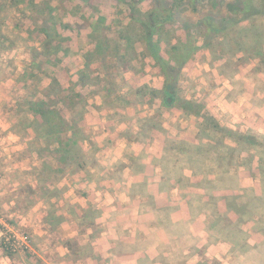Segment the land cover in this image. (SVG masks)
Wrapping results in <instances>:
<instances>
[{
  "label": "trees",
  "instance_id": "16d2710c",
  "mask_svg": "<svg viewBox=\"0 0 264 264\" xmlns=\"http://www.w3.org/2000/svg\"><path fill=\"white\" fill-rule=\"evenodd\" d=\"M71 1L0 0V51L7 49V42L12 45L9 36L13 31L21 32L25 22L30 23L41 38L39 44L43 45L42 51H30L29 64L16 75L15 83L22 86L11 89L13 121L9 129L21 141L28 137V130L34 135L28 149L37 150L39 187L54 186L72 172L83 173L88 182H120V178L108 172L117 169L116 165H108L104 172L105 166L101 167V161L91 155L110 150L115 137L126 142H143L145 129L141 125L138 130L131 126L113 138L105 137L99 145L92 141L84 132L87 97L76 91V87L93 90L101 99V108L114 111L120 120L130 118L120 115L119 110L150 106L154 99L159 100L162 107L179 111L180 119L191 118L197 129L195 142H189L171 137L159 125L152 126L164 138L160 158L156 155L154 161L161 173L158 184L135 169L134 155L125 156L133 183L140 182V189H130V197L144 199L138 202V208L151 212L154 218L150 227L162 230L166 236V243L160 249L168 252L173 262V257L178 262L198 257L197 264H221L199 256L204 251L197 248L193 228H199L196 220L202 215L201 230L206 233L208 244H228V258L234 260L231 264L239 263L240 259V264L249 259L264 264V135L222 125L202 101L186 99L180 85L185 78V65L200 51L208 54L211 64L217 61L225 64L224 75L233 87L240 82L228 75L233 66L251 65L256 75L264 74V0H129L127 11L117 20L120 28L103 27L105 18L101 15L89 24L92 48L84 55L77 80L74 82L68 76L64 86L52 79L43 87L40 85L42 64L51 62V58L56 60L62 44L67 42L57 32L61 20L83 9L88 16L81 20L86 22L95 10L86 0H81L84 2L81 6L72 7L74 11L71 7L67 10ZM142 3L145 11L139 7ZM187 9L197 15L194 21L181 16ZM5 20L10 25H5ZM63 24L66 28V23ZM240 24L241 28L236 30ZM134 43L142 44L143 57L152 59L163 79L161 89L147 85L137 88L125 78L128 72L137 74L128 50ZM3 73L0 69V80ZM13 76L12 72L8 74V78ZM131 91H134L133 100L127 98ZM239 95L238 91L234 93V97ZM227 99L237 100L230 96ZM147 117L146 114L144 119ZM85 144L89 145L88 150L84 149ZM45 157L46 160L51 157L52 162L43 161ZM183 170L190 171L192 178L185 177ZM240 171L252 179V186L238 185ZM173 189L177 190V196H172ZM222 192L229 194L223 198V204L216 197ZM213 204L215 211L211 209ZM64 210L67 218L47 213V228L55 231L58 224L66 221L81 229L78 234L83 235L89 229L100 234L96 219L102 211L95 205H87L77 214L70 207ZM92 233L88 238L96 237ZM33 238L29 242L38 250ZM59 242L50 239L48 246L52 249L51 244L55 243L66 248L67 256L80 252L69 240ZM0 245L7 257L14 255L4 237L0 238Z\"/></svg>",
  "mask_w": 264,
  "mask_h": 264
},
{
  "label": "rangeland",
  "instance_id": "374dc122",
  "mask_svg": "<svg viewBox=\"0 0 264 264\" xmlns=\"http://www.w3.org/2000/svg\"><path fill=\"white\" fill-rule=\"evenodd\" d=\"M128 2L129 0H125L124 3L118 2L117 0H86L87 5L95 9L86 22L81 20V17L84 15L88 16L83 9L75 12L73 16L66 15L61 20L62 24H57V32L59 36L65 38L67 42L62 44L61 50L56 56V60L51 58V62L42 64L40 85L46 87L50 84L52 79H56L65 86V78L68 76L75 82L77 80V72L84 62V55L92 48V44L88 39V35L91 33L89 24L95 22L98 16L101 15L105 18L103 27L116 26L118 17L125 14L127 11L126 3ZM83 3L84 2L81 0H72L70 4L67 5L66 9L68 10L70 7L77 8V5L81 6ZM139 7L142 11L146 9L145 3H142ZM2 15L5 17L4 14ZM181 16L191 21H194L197 17V15L192 14L189 9L184 11ZM125 22L126 20H123L122 24H125ZM5 23V25H10L8 20H5ZM63 23H66V28H63ZM117 26L120 28L119 25ZM241 26L242 24L236 26L235 29L238 30ZM3 29L4 31L8 30L5 28ZM12 33L13 34L9 36L12 40V45L9 46V42H7V44H5L7 49L0 51V69L4 70L1 76L2 79L0 80V238H5L6 243L13 249L14 255L9 259L0 245V264H8V262L27 264L28 261H31L30 259L34 260V257L37 256V253H34V248L29 242V238H33V235H36L35 233L40 234L33 238L40 252H43L42 240L48 242L52 239L60 241L62 244L68 240L65 238V233H63V231L59 229L56 231L57 226L55 227V231L51 230V228H47V225H45L47 213L51 212L56 216L61 215L67 218V214L64 210L65 207H70L76 214L82 213L81 207L85 205L86 207L87 205H95V207L101 211L100 208H102V210H107L108 207L110 208L109 203H111L112 200L109 197L107 202L105 200L96 201L101 195L92 194V192H90L89 188L86 187L87 180L83 173L72 172V174L60 179L54 186L46 184L44 186L45 188L42 186L39 187L37 169L40 161L36 153L37 150L28 149V143L32 141L34 135L28 130V137L21 141L16 135L10 133L9 129L13 121L11 117V89L13 87L19 88L22 86V84L15 83L16 75L29 64L30 51L35 49L37 51H42L43 45L39 44L41 38L34 32L29 22H25V26L21 32L17 33L13 31ZM171 43L174 42L172 41ZM131 47L132 49L128 48L130 57L132 58L131 64L137 71V74L128 72L125 74V78L137 88L147 85L152 89H161L163 79L158 70L154 67L152 59L150 57H143V45L134 43ZM209 61L208 54L200 51L196 54L194 60L185 65L183 70L185 78L180 83L182 95L186 99L202 101L208 112L222 125L231 128L239 127L240 130H249L251 133H259V129L262 128L261 124H264V74L259 73L256 75L251 65L233 66L232 71H230L228 75H233L240 81L233 87L224 75L226 69L225 64L221 61L211 64ZM10 72L14 73L12 78H8ZM75 90L87 97L84 132L92 141L96 142L97 145H99L105 137L113 138L118 133L124 132L127 127L132 126L135 130H138L139 125L144 126L145 134L143 142H126L122 137H115L110 150L100 151L91 155L96 161H101L99 164L101 167L105 166L104 172L108 169V165L117 166V169H114V171L111 169L108 170L115 178H120V183L124 181V185L117 184V188H115V191L118 192L114 197L118 203V208L117 205L115 206V212L118 213V217L120 218L124 217L125 219H129L130 217V220H128L130 223L133 221L138 223L137 220H134L135 215H133L132 212L127 213V210H125L127 214L124 216V211H120L121 214H119V211L116 210H119L120 205H123V207L121 206L122 209L124 207H127V209L129 208L127 196L123 192L126 187H129L128 190L133 187L135 189H140V182L134 184L132 181L131 172L128 167L129 162L125 156L134 155L135 158H137V161H134L135 169L142 171L145 178L149 181L158 184L161 173L158 168H155L154 161L156 155L160 158V153L163 150L164 138L161 137L158 131L154 130L152 126H161L175 139L195 142L197 129L193 124L194 121L191 118L180 119L181 113L179 111H170L162 107L160 101L156 99L152 101L150 106L136 105L131 110L125 112L119 110L120 115L130 118L128 121L120 120V116L114 111L101 108V99L97 94L92 92L93 90H90V88L81 90L77 87ZM237 91L240 95L234 97V93ZM133 95L134 91H131L127 95V98L133 100ZM228 96L232 97V99L236 98L239 102L248 101L247 109L250 110L251 113L242 112L246 104L243 106L226 107V103L234 101H228ZM143 100L145 99L143 98ZM136 101H138V98ZM156 109H158L159 112L155 113L154 110ZM239 113L245 115L243 120L239 116ZM146 114L148 117L144 119ZM259 134L264 135L262 132ZM88 148L89 145L85 144L84 149L88 150ZM43 161L52 162L51 157H48L47 160L45 157ZM239 173L240 178L238 185L242 188L252 186V179L249 178L244 171H240ZM182 174L185 177L192 178L188 170H183ZM103 181L104 180H100L99 182ZM59 182L61 183L59 184ZM103 187L105 189L106 186ZM118 189L120 191H118ZM171 194L172 196H177V190L173 189ZM83 195H87V199L83 197ZM228 195L229 194L222 192L217 194L216 197L218 201L223 204V198ZM133 199V202H130L132 207L137 206L139 201H144L143 198H139L138 196L135 198L133 197ZM211 209L212 211L217 210L214 204L211 205ZM99 221L100 220H97L96 222L98 230L99 224L103 223ZM203 221L204 216H199L196 220L199 228H193V234L197 237V245L201 246L200 249L202 251H204L208 245L207 248L216 245L208 244L209 239L206 233L201 230V228H203ZM45 228L49 230L50 236L48 238L46 237L48 231ZM72 228L76 229L77 232L81 230H78L77 227L75 228L74 226H72ZM32 230L33 232H31ZM44 231L46 234H44ZM92 234H96V237L98 236L97 233ZM80 235V233L73 234L72 239L74 240L71 239V242L74 246L80 248V252L83 251L84 253L79 252L75 255H70L73 260L84 255L88 245L94 240L93 237L90 240V238H88L89 236L82 238ZM220 244L226 243L220 242ZM250 244H253V239L250 240ZM51 245H55V243ZM226 245L229 247L228 244ZM49 247L50 245L46 247L47 250H51ZM210 249V256L218 253L217 247H210ZM56 250H59V253H57ZM62 254H64L63 248L58 247L56 249L55 247L51 254L46 256L55 259L54 261L57 263L53 264H62L60 263L62 260L58 263L57 259L58 255ZM228 254L229 252H227L224 259L231 264L234 260L233 257L228 258ZM199 256L205 257L203 254ZM215 259L216 258H212V260ZM217 260L223 261V259ZM241 262L242 260L237 264ZM252 262L253 261L249 259L245 264H256ZM34 264L37 263L34 262Z\"/></svg>",
  "mask_w": 264,
  "mask_h": 264
},
{
  "label": "crops",
  "instance_id": "0c3cea01",
  "mask_svg": "<svg viewBox=\"0 0 264 264\" xmlns=\"http://www.w3.org/2000/svg\"><path fill=\"white\" fill-rule=\"evenodd\" d=\"M247 103L248 101L239 102V100H235L231 103H226V107L237 106V105L243 106L244 104H246L244 105L245 108L243 109L242 112L245 111L251 113V111L247 109ZM239 116L243 120L245 115L239 113ZM261 127L262 128L259 129V131L262 132L263 134L264 124H261ZM123 182L124 181H121L120 183V182H114L113 180H107L103 182L93 183L87 181L86 187L89 188L90 192H92V194L101 195V197H98L97 198L98 200L96 201L105 200L107 202L109 197L111 198L112 201L111 203H109L110 208L108 207L107 210H102V208H100L102 212L100 216L96 219V222L97 220L103 222L99 224L100 234L97 237H95L94 240H92V242L88 245L87 251L85 252L84 255H81L80 258L74 257L75 259L73 260L71 256H67L68 251L66 250V248L57 244V246L52 245L51 250H47L46 245L48 246V242L42 240L43 252H40L39 249L37 250L35 247H33L34 253H37V256L34 257V260L30 259L31 261H28L27 264L28 263L34 264V262H36L37 264L57 263L54 261L55 259H51L50 256H46V255H50L55 247L56 249L58 247H62L64 250V254L58 255L57 257L58 263L59 261L62 260V262H60L62 264L63 263L64 264H197V262L200 259L198 257L189 258L181 262H178V260L175 257H173L174 258V262H173L170 259L171 255L168 252L160 249L161 244L166 243V236L164 235L162 230H157L150 227V223L154 218V215L151 212L143 211V210L141 211V209L138 208V206L135 207L131 206L130 202L131 201L133 202L134 199L130 197V190H128L129 187H126L125 189L123 187L124 189L123 192L126 194L129 202V208L127 209V207H124L123 210L121 208V206L123 207V205H120L119 210L118 209L116 210L119 211V214H121L120 211H124L125 212V214L123 212L124 216L127 213L132 212L133 215H135L134 220H137L138 223H136V221L130 223L128 221L130 220V217L129 219H125L124 217L121 218L118 217L119 216L118 213L115 212V206L117 205L118 208V203L117 200L114 198L115 194L118 192L115 191V188H117L116 187L117 184L121 185L123 184ZM60 183L61 182H59V184ZM103 186H106L105 189ZM118 191L120 190L118 189ZM83 197L87 199V195H83ZM85 207L86 205L81 207L82 209L81 212ZM125 210H127V213ZM57 229L63 231V233H65V238L68 240L70 239L69 241H71V239L73 238V234L75 233L78 234L77 230L72 228L71 224L67 223L66 221L58 224L56 227V231ZM31 232H33V230ZM91 233L92 231L89 229L86 231L85 234L80 235V237L82 238L85 236L88 237L89 235H91ZM35 234L40 235L39 233H35ZM44 234H46L45 231ZM36 235H33V237ZM208 246H206L207 250L206 249L204 250L203 255L205 257L207 256V258L211 260L212 258L213 259L216 258L215 260L223 259V261L218 260L221 264L228 263V261L226 262V260L224 259L227 252H229L228 251L229 247L226 244L218 243L216 245L210 246V247L218 248V253L212 254L211 256H210L211 249L210 247L207 248ZM200 247H201L200 245L199 246L197 245L198 249H200ZM56 252L59 253V250H56ZM80 253H84V252L82 251ZM8 264H17V263L8 262Z\"/></svg>",
  "mask_w": 264,
  "mask_h": 264
}]
</instances>
